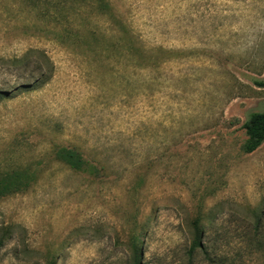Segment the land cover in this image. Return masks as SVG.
<instances>
[{
    "label": "rangeland",
    "instance_id": "374dc122",
    "mask_svg": "<svg viewBox=\"0 0 264 264\" xmlns=\"http://www.w3.org/2000/svg\"><path fill=\"white\" fill-rule=\"evenodd\" d=\"M260 82L264 0H0V264H264Z\"/></svg>",
    "mask_w": 264,
    "mask_h": 264
},
{
    "label": "trees",
    "instance_id": "16d2710c",
    "mask_svg": "<svg viewBox=\"0 0 264 264\" xmlns=\"http://www.w3.org/2000/svg\"><path fill=\"white\" fill-rule=\"evenodd\" d=\"M133 38V36L131 35ZM128 50L130 52L138 57L132 58L130 60L132 68L134 69H143L146 67L145 65V59L142 57L141 53L146 52L145 49L137 43L132 40L128 44ZM151 60H149L150 63ZM148 65V64H147ZM46 77L44 76V73H42L39 78L36 80L35 85L36 88L40 87L43 83H45ZM259 85H264L263 83H259ZM243 128L245 130L246 139L242 145V150L244 153H252L254 150H256L263 142H264V111L262 112H253L251 113L247 120L243 124ZM55 155L57 159L60 161L66 163L71 168L76 170H81L86 165V160L83 158L82 154L78 152L74 148H67V147H61L56 152ZM34 174H26L21 175L20 173H15L13 175L0 178V194H8V193H14L17 191H20L24 189L27 186V183L32 179ZM262 223V219L258 218L253 225L254 229L257 231L260 228V225ZM201 236L198 235L193 242L192 246L190 247V250L188 251V264H193L194 259L198 253H201L206 260L210 261V264H217L216 256H211L210 248L208 246H204L202 244ZM250 239L257 245L263 244L264 237H261L259 235V232L257 231L255 234L250 237ZM4 245L3 239L0 240V248ZM228 259L226 258L225 261ZM49 264H54L53 262ZM226 264H231L226 263Z\"/></svg>",
    "mask_w": 264,
    "mask_h": 264
}]
</instances>
